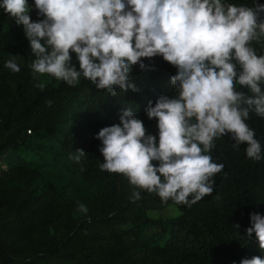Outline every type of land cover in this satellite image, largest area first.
<instances>
[{
  "label": "trees",
  "instance_id": "16d2710c",
  "mask_svg": "<svg viewBox=\"0 0 264 264\" xmlns=\"http://www.w3.org/2000/svg\"><path fill=\"white\" fill-rule=\"evenodd\" d=\"M28 3L36 21L34 1ZM222 3L252 7L254 0ZM28 46L23 25L0 8V264H241L245 258H264L255 233L248 237L246 231L252 213L264 215V158H248L246 144L234 149L230 136L214 141L208 154L224 168L212 178V194L191 207L165 204L126 176L101 170L96 134L119 123L129 106L145 128L157 126L145 108L160 95L173 94V65L160 56L144 58L155 70L133 66L140 91L112 97L83 76L69 86L34 73ZM252 46L264 55V44ZM9 59L19 73L5 67ZM246 123L264 156V118L250 113ZM76 149L86 152L80 162L70 158L78 155ZM133 191L141 193L135 202ZM79 203L87 214L78 211ZM170 205L177 215L148 214Z\"/></svg>",
  "mask_w": 264,
  "mask_h": 264
},
{
  "label": "clouds",
  "instance_id": "9594fccd",
  "mask_svg": "<svg viewBox=\"0 0 264 264\" xmlns=\"http://www.w3.org/2000/svg\"><path fill=\"white\" fill-rule=\"evenodd\" d=\"M32 7L28 0L0 2L23 25L36 74L69 86L83 76L115 97L118 91H140L133 66L155 70L144 58L160 56L177 69L170 78L173 94L160 95L145 108L157 121L156 135L147 133L131 106L123 108L119 123L96 134L104 157L101 170L126 176L165 204L191 207L212 194V178L224 168L208 154L216 139L230 136L234 149L246 144L248 158H264L255 130L246 123L250 113L264 118V55L252 46L264 44L259 0L252 7L222 0H34L36 21L29 14ZM5 67L21 71L14 59ZM76 152L70 158L80 162L86 152ZM131 198L135 202L141 193L133 191ZM77 207L87 214L84 204ZM250 219L247 235L255 233L264 252V215L252 213ZM241 264H264V258H245Z\"/></svg>",
  "mask_w": 264,
  "mask_h": 264
},
{
  "label": "rangeland",
  "instance_id": "374dc122",
  "mask_svg": "<svg viewBox=\"0 0 264 264\" xmlns=\"http://www.w3.org/2000/svg\"><path fill=\"white\" fill-rule=\"evenodd\" d=\"M27 49H28V53L31 55L30 46H28ZM146 130L147 131H153L154 133H156L158 128H157V126H151V127L147 126ZM148 214H149V216H152V217H158V216L171 217V216L177 215V210L174 206L170 205L162 211H149Z\"/></svg>",
  "mask_w": 264,
  "mask_h": 264
}]
</instances>
